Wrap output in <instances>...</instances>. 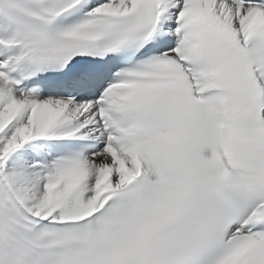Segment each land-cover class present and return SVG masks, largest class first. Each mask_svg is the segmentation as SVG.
I'll return each instance as SVG.
<instances>
[{"label":"snow or ice","instance_id":"6c2138e0","mask_svg":"<svg viewBox=\"0 0 264 264\" xmlns=\"http://www.w3.org/2000/svg\"><path fill=\"white\" fill-rule=\"evenodd\" d=\"M0 264H264V0H0Z\"/></svg>","mask_w":264,"mask_h":264}]
</instances>
